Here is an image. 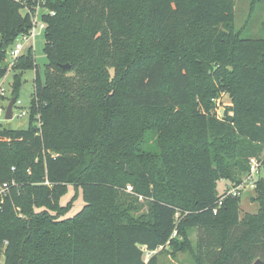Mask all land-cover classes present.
Listing matches in <instances>:
<instances>
[{
  "label": "trees",
  "instance_id": "1",
  "mask_svg": "<svg viewBox=\"0 0 264 264\" xmlns=\"http://www.w3.org/2000/svg\"><path fill=\"white\" fill-rule=\"evenodd\" d=\"M37 3L44 75L31 47L14 60L15 94L35 70L28 125L0 122V264H157L167 246L193 264L264 262V178L257 212L217 205V181L239 182L264 146V37L234 30L233 0H0V78ZM202 70L229 94L221 117ZM67 184L84 204L65 217Z\"/></svg>",
  "mask_w": 264,
  "mask_h": 264
},
{
  "label": "rangeland",
  "instance_id": "2",
  "mask_svg": "<svg viewBox=\"0 0 264 264\" xmlns=\"http://www.w3.org/2000/svg\"><path fill=\"white\" fill-rule=\"evenodd\" d=\"M43 10V9H42ZM41 11V10H40ZM233 11H234V30L239 32L240 36L245 39H261L264 37V0H233ZM42 12V11H41ZM40 12V13H41ZM38 23L40 18L37 19ZM171 38V34H163L162 36H157L153 39L154 44H160L166 42ZM44 45V32L39 31L33 40H30L28 44H25L23 52H26L27 49L32 46V51L35 58V63L38 67V72L41 77L44 75V67L47 63L46 55L43 52ZM6 54L5 63L7 64L6 74L0 78V105L6 107L11 98H15V101L19 100L20 103L13 105V116L9 120H2L1 124L8 129H22L26 128L28 125V114L18 117L17 115L21 111H28V107L31 102L32 94L34 91V69H26L22 72L21 83L17 89V94L14 92L13 86V75L16 72L10 66L11 58L10 55ZM233 68L228 67V70L231 71ZM199 71L196 73V86L201 85L200 91L207 89L206 91L209 94H214V97L211 99L212 102V112H215L219 117H221L224 106H229L230 97L228 92L225 90V87L216 77V73L210 71ZM205 92V91H204ZM206 92V93H208ZM199 95L196 96L197 100ZM230 182L225 179H220L217 181L216 190L220 195L226 189L227 186H230ZM125 192L132 195V186L128 190L125 188ZM254 189L249 185L245 187L242 191L239 200V215L242 217L245 213H255L259 208V203L254 199L250 201V198L254 196ZM140 208L138 213H144L147 211L148 207L146 205V200L143 197L139 196L137 199ZM58 208L59 206L69 207L70 209L65 214L66 216H72L77 211L81 209L84 204L82 197L81 187H75L71 184H67V189L63 192L58 199ZM196 230L191 229L189 234V239L191 244L194 245L196 241ZM153 254H156L157 264H193L192 257L188 251H172L170 247H165L163 249L158 248L154 251ZM145 258V251H144ZM0 260H2L0 258Z\"/></svg>",
  "mask_w": 264,
  "mask_h": 264
},
{
  "label": "built area",
  "instance_id": "3",
  "mask_svg": "<svg viewBox=\"0 0 264 264\" xmlns=\"http://www.w3.org/2000/svg\"><path fill=\"white\" fill-rule=\"evenodd\" d=\"M43 9V10H42ZM42 12H41V11ZM41 12V13H40ZM46 10L40 6L39 3L35 5V10L31 13V22L30 27L28 31L22 35H20L11 48L8 50V54L11 58L10 65L14 62V60L21 55L24 49L25 44H28L30 40H33L37 33L39 31H43L45 29V23L41 19V14L45 13ZM40 18V22L38 23L37 19ZM32 48V46H30ZM16 104H19L20 101H14ZM14 105V104H13ZM5 108L0 105V121L1 119H5ZM13 109V108H12ZM28 114V111H21L17 116L20 117L22 115ZM13 116V112H12ZM9 120V119H8ZM249 166V170L245 172L242 176L239 182L230 184V186H227L226 189L223 191L222 196L220 197V200H218L217 205L220 206L222 204V201L227 196H241L242 191L245 189L247 185H249L251 188H255L256 181L259 178H264V146L262 149V152L258 159L252 158ZM9 189V185L7 182L0 183V194H4ZM126 189L130 190L131 186L129 184L126 185ZM153 253V251H147L145 250V261L149 258V256Z\"/></svg>",
  "mask_w": 264,
  "mask_h": 264
},
{
  "label": "water",
  "instance_id": "4",
  "mask_svg": "<svg viewBox=\"0 0 264 264\" xmlns=\"http://www.w3.org/2000/svg\"><path fill=\"white\" fill-rule=\"evenodd\" d=\"M68 67H69L68 64H63V65H62V68H64V69H66V68H68ZM14 101H15V98H14V97L11 98L10 101L8 102L6 108H5V115H4V117H5V119H7V120L12 118V108H13ZM127 171H128V169H127ZM250 201H251V202L254 201V196L250 198ZM252 264H264V262H263L261 259L256 258V259L253 261Z\"/></svg>",
  "mask_w": 264,
  "mask_h": 264
}]
</instances>
